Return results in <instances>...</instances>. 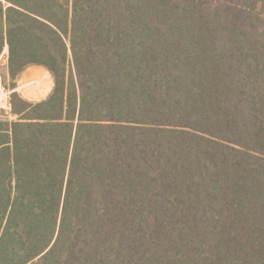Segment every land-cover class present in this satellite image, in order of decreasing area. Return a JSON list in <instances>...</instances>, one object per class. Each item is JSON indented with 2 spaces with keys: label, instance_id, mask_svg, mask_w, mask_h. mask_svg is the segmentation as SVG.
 <instances>
[{
  "label": "trees",
  "instance_id": "16d2710c",
  "mask_svg": "<svg viewBox=\"0 0 264 264\" xmlns=\"http://www.w3.org/2000/svg\"><path fill=\"white\" fill-rule=\"evenodd\" d=\"M0 264H264V0H0Z\"/></svg>",
  "mask_w": 264,
  "mask_h": 264
},
{
  "label": "rangeland",
  "instance_id": "374dc122",
  "mask_svg": "<svg viewBox=\"0 0 264 264\" xmlns=\"http://www.w3.org/2000/svg\"><path fill=\"white\" fill-rule=\"evenodd\" d=\"M7 46L8 45H6L2 55L0 56V69L5 75L6 81L9 83L10 87L15 89L13 96L17 94L24 100H28L31 102H39L46 99L50 95L54 87L53 75L48 70L44 69L46 68L44 66L32 65L39 66L43 70L41 72L30 71L25 76L23 75V71L16 79H13L8 70L9 48H7ZM36 81L39 82L38 85H35ZM18 118L19 115L16 114V118L13 121H16Z\"/></svg>",
  "mask_w": 264,
  "mask_h": 264
},
{
  "label": "built area",
  "instance_id": "2783aa9c",
  "mask_svg": "<svg viewBox=\"0 0 264 264\" xmlns=\"http://www.w3.org/2000/svg\"><path fill=\"white\" fill-rule=\"evenodd\" d=\"M39 82L36 81L35 85ZM15 89L10 87L6 81L5 75L0 69V121H13L16 118V114L13 110L12 95Z\"/></svg>",
  "mask_w": 264,
  "mask_h": 264
},
{
  "label": "crops",
  "instance_id": "0c3cea01",
  "mask_svg": "<svg viewBox=\"0 0 264 264\" xmlns=\"http://www.w3.org/2000/svg\"><path fill=\"white\" fill-rule=\"evenodd\" d=\"M44 68V67H43ZM44 69H46V70H48L47 68H44ZM43 69L41 68V67H39V66H31V67H29L27 70H25L24 72H23V75L25 76V75H27V73L28 72H30V71H32V72H41ZM50 72V71H49ZM24 76H23V79H24ZM52 85H53V83H52ZM52 88V87H51Z\"/></svg>",
  "mask_w": 264,
  "mask_h": 264
},
{
  "label": "bare ground",
  "instance_id": "6f19581e",
  "mask_svg": "<svg viewBox=\"0 0 264 264\" xmlns=\"http://www.w3.org/2000/svg\"><path fill=\"white\" fill-rule=\"evenodd\" d=\"M7 48H8V46H7Z\"/></svg>",
  "mask_w": 264,
  "mask_h": 264
}]
</instances>
